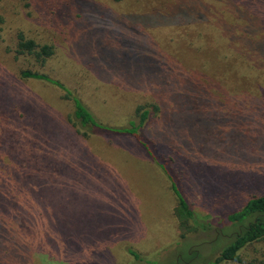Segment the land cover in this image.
<instances>
[{
    "label": "rangeland",
    "instance_id": "1",
    "mask_svg": "<svg viewBox=\"0 0 264 264\" xmlns=\"http://www.w3.org/2000/svg\"><path fill=\"white\" fill-rule=\"evenodd\" d=\"M17 30L54 47L44 66L30 56L13 59ZM20 69L59 80L108 126L125 127L137 106L158 108L147 130L179 153L174 161L187 166L182 183L197 185L184 198L209 221V210L220 208L215 202L224 211L264 191V0H0V99L21 102L31 114L33 98L31 127L46 121L45 143H38L48 151L59 146L54 159L68 167L63 193L45 206L57 215L48 230L36 215L34 227L1 215L0 264H221L215 262L232 229L215 235L179 227L169 182L156 165L125 164L134 153L126 139L92 137L84 148L65 126L66 103L51 87L8 81L15 88L7 94L5 76ZM12 125L2 122V134L28 143ZM21 156L39 162L44 153ZM3 170L1 160L0 182L15 189L13 173ZM49 173L62 179V171ZM16 194L15 201L25 197ZM239 256L264 263V240Z\"/></svg>",
    "mask_w": 264,
    "mask_h": 264
},
{
    "label": "trees",
    "instance_id": "2",
    "mask_svg": "<svg viewBox=\"0 0 264 264\" xmlns=\"http://www.w3.org/2000/svg\"><path fill=\"white\" fill-rule=\"evenodd\" d=\"M114 1L120 2L121 0ZM11 46L12 50L10 53L14 60L30 56L33 57L40 66H44L47 60L54 55V47L52 45H41L33 39L27 38L22 30H17L14 43ZM5 78L3 83L7 88V94L14 91L12 89L15 88V85H10L8 81L13 83L15 80L18 81L19 84L26 85L37 82L44 87H51L57 91L59 96L58 100L62 103H66L67 107L64 115L65 126L68 127L70 133H73L76 140L80 139L87 143L84 144L81 142L84 144V148H87V145L91 143L92 137L96 139H126L129 143V147H133L134 153L129 151V156H124L125 161L123 162L125 164L127 162L133 170V167L135 168L137 164H145V161H149L156 165L164 176H166L169 182V184H167V190L169 191L170 197H174L171 213L177 221V225L179 224V227L182 228L185 225L191 224L192 230H198L200 233L213 230L215 235H217L221 227L225 228L226 226L230 228V230L232 229L229 231L232 236L230 245L220 253L215 263L222 264L234 262L237 264H264L263 262L255 261L243 262L239 256V252L245 246L253 242L264 240V191L257 194H249L242 203H237V205L232 204V207L224 211L221 210V203L215 202V205L220 204V208L215 210V207L212 206L215 211L209 210L207 214L212 216L209 221L207 219L204 222L203 219L200 218V214L194 210L193 204L184 198L190 197V194H192L197 186H190V182L182 183V173L184 174L187 166L184 167L175 162L173 155L174 150H172L173 152H169L165 150V148H162L159 142H157L155 134H151V132L147 130V128L151 126V122L158 108L153 105L151 109L146 106H137L135 109V119L130 120L125 127H112L98 121L69 88L59 80L47 74L31 69H20L16 76H5ZM8 88L11 90L9 91ZM19 93L21 94L23 91ZM28 98L33 109L31 114H29V111L20 109L21 102L17 107L15 104L11 105L12 102H10L6 95L0 99V103H2L1 112L3 114V118L0 119H4L0 120V124L2 122L11 121L13 123L12 127L14 125L19 127L18 130L23 133L26 132L29 136L28 143H25L17 139L14 132H12V135L7 132L2 134L0 128V161L2 160L4 167L2 174L13 173L15 183V189H13V185L7 183L6 180L0 182V230L2 226L1 215L4 214L13 216L15 220L31 222V224H33L30 225L31 227L35 226L33 222L35 220L34 216L36 215L43 219L44 230H48L53 224V221L57 218V215L51 214L45 206L50 207V203L53 204V200H58L57 198H60L57 197V195L59 196L63 193V182H65L64 168L68 167L64 165L62 159L58 161L54 159L56 155L55 151L59 149V146H56L54 151H48L45 145L38 143L37 139L42 137L46 121H39L37 125L38 128L34 129L33 126L31 127L32 122L35 121L37 117L35 112L38 108L33 106L35 100L29 96ZM36 131H41V133L39 134ZM127 137H129V139H134V143H136V146L140 149L134 147L127 140ZM67 140L72 143L74 138H68ZM44 141L42 137L40 142L45 143ZM58 142L60 144L62 139H59ZM21 151L27 155L36 151L43 152L44 158L41 160L42 163L40 160L39 162L29 161L27 158L24 160V157L21 156ZM133 154L139 162L133 161V159H135V157L132 156ZM174 154L179 155V153L176 154L175 152ZM82 156L85 155L82 154ZM145 158L148 159L145 160ZM49 168L51 171L57 170L60 173L62 171V179L57 180L55 177L50 178ZM125 180L127 181L126 177ZM203 186L204 184L201 185V187ZM16 192H21V194L24 192L25 197L20 196L21 198L15 201L13 197H17ZM216 193L219 192L217 191ZM205 194L201 197H212L215 195L214 192L208 196ZM205 208L206 207L203 209ZM212 211L216 213L212 214ZM45 218L47 219L46 221ZM183 237V234L180 233L176 239L181 240ZM2 247L3 245L1 246L0 244V253L4 252V247ZM126 252L131 256L134 254L131 249L126 250Z\"/></svg>",
    "mask_w": 264,
    "mask_h": 264
}]
</instances>
